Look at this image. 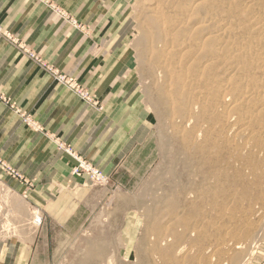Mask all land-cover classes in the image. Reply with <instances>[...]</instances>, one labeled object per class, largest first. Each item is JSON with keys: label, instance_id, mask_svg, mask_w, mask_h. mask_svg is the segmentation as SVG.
<instances>
[{"label": "rangeland", "instance_id": "rangeland-1", "mask_svg": "<svg viewBox=\"0 0 264 264\" xmlns=\"http://www.w3.org/2000/svg\"><path fill=\"white\" fill-rule=\"evenodd\" d=\"M54 9L68 40L77 38L70 48L81 45L90 67L115 73L113 93L138 137L111 175L59 144L76 165L71 183L57 187L39 186L0 155V264L253 261L264 247V0H98L80 14ZM160 12L185 33L174 48L159 44ZM0 35L52 83L104 112L107 95L64 69L85 57L61 67ZM0 102L27 132L45 135L13 99L0 92ZM22 139L28 160V134Z\"/></svg>", "mask_w": 264, "mask_h": 264}, {"label": "crops", "instance_id": "crops-1", "mask_svg": "<svg viewBox=\"0 0 264 264\" xmlns=\"http://www.w3.org/2000/svg\"><path fill=\"white\" fill-rule=\"evenodd\" d=\"M97 1L0 0V30L33 49L44 51L46 58L61 67L78 58L85 57L88 61L92 59L91 55L81 51V45H77L76 50L70 48L71 40L74 42L77 38L68 40L69 25L57 17L54 7L80 14L91 10ZM91 64L88 61L79 67L64 66V69L72 68L76 72H71L80 82L96 87L99 95H107L104 97L105 110L101 114L52 83L0 35V92L28 110L45 134L32 130L27 132L16 116L7 112V107L0 102V155L12 161L20 171H28L39 186L57 187L65 182L71 183L69 179L76 161L58 149L59 144L73 148L77 157L86 158L98 165L104 174L111 175L124 161L133 139L138 137V133L133 132V114L117 100V93H113L118 92L115 73L111 69L109 72L96 70L94 66L90 67ZM112 85L115 90H112ZM100 89L110 91L100 92ZM23 133L28 134L30 142L28 160L23 158L26 154L21 149L25 147ZM41 172H45V176ZM72 179L76 186L86 182ZM86 183V186L90 185ZM260 253L247 264H264V247Z\"/></svg>", "mask_w": 264, "mask_h": 264}, {"label": "bare ground", "instance_id": "bare-ground-1", "mask_svg": "<svg viewBox=\"0 0 264 264\" xmlns=\"http://www.w3.org/2000/svg\"><path fill=\"white\" fill-rule=\"evenodd\" d=\"M165 1L167 2L169 0H165ZM197 6L200 7V8H203V6H205V4L199 2ZM202 12H204V11H202ZM153 20H154V25H155V29H156V36L159 39V44L160 45L167 47V45L171 46V44L173 45L174 43L177 44V45L180 44L179 42L184 38L185 33L183 31H181L180 29H177V28L171 29L172 23H173L172 19H170L165 13L160 12V13H155V15L153 17ZM171 47L174 48V46H171ZM164 59H166V58H164ZM169 61H170V59H169ZM169 61H164V62L169 63ZM170 67L171 66H169L167 68H168L169 72L172 73L173 70L170 71L171 70ZM246 84L248 85V87L251 86L250 87L251 90L254 89L252 87V85H250L249 82H247ZM247 92H248V90L246 91L245 94H247ZM248 93H250V92H248Z\"/></svg>", "mask_w": 264, "mask_h": 264}]
</instances>
